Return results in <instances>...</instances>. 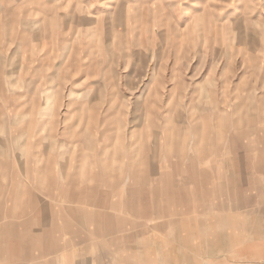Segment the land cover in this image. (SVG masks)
<instances>
[{
	"label": "rangeland",
	"instance_id": "obj_1",
	"mask_svg": "<svg viewBox=\"0 0 264 264\" xmlns=\"http://www.w3.org/2000/svg\"><path fill=\"white\" fill-rule=\"evenodd\" d=\"M83 4L55 1L64 16L56 17L49 45L57 54L48 58L54 69L41 72L48 81L38 72L23 74L31 75L30 96L40 103L24 102L22 117L7 120L6 127L35 136L15 143L0 134L23 161L32 154L44 158L48 146L53 203L64 214L54 216L56 226L69 220L66 206L82 210V189L93 195L89 188L105 173L156 172L171 153L188 160L190 146L217 144L214 130L239 127L235 112H245L240 125L249 129L261 123L254 120L256 107L264 112V0H96L100 10L88 9L89 15ZM6 47L13 49L14 41ZM19 166L32 178L33 166ZM46 175L32 179L41 184ZM7 184L8 191L16 187ZM13 212L2 223L25 221ZM72 216L73 228L82 225V214ZM76 241L71 260L82 264L95 256L92 246L86 250Z\"/></svg>",
	"mask_w": 264,
	"mask_h": 264
},
{
	"label": "crops",
	"instance_id": "obj_2",
	"mask_svg": "<svg viewBox=\"0 0 264 264\" xmlns=\"http://www.w3.org/2000/svg\"><path fill=\"white\" fill-rule=\"evenodd\" d=\"M55 1L0 0V134L11 142L35 136L28 134L31 130L7 128L6 122L22 117L24 102L40 103L41 98L30 96L31 75L23 74L54 69L48 58L57 55L51 44L56 17L64 16L56 12ZM95 1L84 0L87 15L88 9L100 10ZM9 23L15 25L13 38L7 35ZM12 40L14 48L7 49ZM63 67L69 68L64 62ZM23 85L29 86L26 92ZM234 114L239 127L214 130L217 144L190 146L188 160L171 153L160 159L156 172L105 173L89 188L93 195L82 189V210L63 209L69 218L64 227L54 222L56 214H64L53 203L48 146L44 158L32 154L23 161L17 146L11 149L1 138L0 264H81L69 254L76 240L95 250L82 264H264V112L256 107L254 120L261 123L251 129L240 125L245 112ZM20 161L24 169L33 166L32 178L47 174L46 182L28 178ZM8 182L16 187L8 191ZM16 209L25 221L2 223ZM80 214L82 225L73 228L70 216Z\"/></svg>",
	"mask_w": 264,
	"mask_h": 264
}]
</instances>
